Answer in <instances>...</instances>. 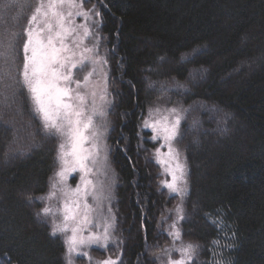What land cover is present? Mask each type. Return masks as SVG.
<instances>
[{
    "label": "trees",
    "instance_id": "obj_1",
    "mask_svg": "<svg viewBox=\"0 0 264 264\" xmlns=\"http://www.w3.org/2000/svg\"><path fill=\"white\" fill-rule=\"evenodd\" d=\"M14 2L0 0V38L22 31L37 0L5 7ZM94 3L112 52L122 264H159L169 241L158 226L170 201L158 193L151 135L141 131L162 99L188 110L179 140L190 182L182 233L200 246L197 264H264V0ZM56 160V139L20 89L0 108V264H66L65 243L42 214Z\"/></svg>",
    "mask_w": 264,
    "mask_h": 264
},
{
    "label": "snow or ice",
    "instance_id": "obj_2",
    "mask_svg": "<svg viewBox=\"0 0 264 264\" xmlns=\"http://www.w3.org/2000/svg\"><path fill=\"white\" fill-rule=\"evenodd\" d=\"M87 3L88 0H37L22 31L0 38V108H10L16 103L20 89L26 90L31 110L41 121L45 132L61 139L57 157L61 167L56 173L58 180L52 187L55 189L57 184L62 185L63 221L54 223L52 234L71 230V236L66 239L69 257L72 253L88 257V251L82 249L93 245L106 248L112 242L114 228L111 222L114 217L103 214L102 201L107 198L104 196L105 185L90 178L101 173L107 162L106 153L101 159L102 148L106 147L101 141L106 135L102 129H106L107 123L103 104L110 102L106 100V89L100 96L103 102L100 106L96 104V92L89 91L91 79L96 75V66L106 64L107 60L99 57L98 44L92 47L86 44V40L93 35L88 22L93 16L101 15L95 4L86 8ZM5 7L23 10L32 5L28 0H18ZM65 8L71 10L65 11ZM76 17L82 18L84 23L77 24ZM20 39H23L22 48L17 45ZM21 53L22 65L16 66ZM89 66L90 71L82 77L78 75ZM165 111L167 114L160 116L159 108L150 109V119L143 121V127L152 130L154 134L151 138L154 141L163 140L161 147H168L166 154H162L160 148L156 149L158 163L168 165L165 172L172 177L171 181L165 180L161 184L171 193L182 194L185 189L178 182L184 179L185 166L171 143L179 135L181 116L176 107ZM154 114L159 118L151 120ZM98 118L105 120L104 125L98 123ZM170 161H175L174 166ZM77 172L80 173V182L75 188L68 187L69 176ZM55 195V191L50 193V196ZM89 197L92 203H89ZM42 212L48 215L51 209L45 207ZM108 212L111 213V208ZM175 212L177 218L169 225L168 231L172 237V247L161 250L166 256L163 264H197L200 246L183 243L178 225L185 216L180 205H177ZM90 226L102 231H91ZM85 231L89 233L87 236L83 235ZM178 240L181 241L179 247L175 245ZM173 251L179 253L178 259L173 258ZM121 256H108L96 261V264H121ZM155 258L160 259V256ZM68 264H72L71 258Z\"/></svg>",
    "mask_w": 264,
    "mask_h": 264
},
{
    "label": "rangeland",
    "instance_id": "obj_3",
    "mask_svg": "<svg viewBox=\"0 0 264 264\" xmlns=\"http://www.w3.org/2000/svg\"><path fill=\"white\" fill-rule=\"evenodd\" d=\"M95 4L97 10L100 11V7L99 4L94 3V0H88V3L85 5L86 8H91L92 5ZM71 9L65 8V11H69ZM76 23L80 24V23H84L83 19L80 17H76ZM93 21H95V23H93ZM89 25L91 27L92 33L93 35L91 37H89L86 40V44L88 47H92L95 44H98V54L99 57L101 59H106L107 63L103 64V65H97L96 66V75H94L91 79L90 85H89V91H95L96 92V104L98 106H100L103 102L100 100V96L104 94L105 89L107 90V96H106V100L109 101L110 103L108 104H103L104 110L107 113V116L105 118L106 120V129H102L106 131V135L104 136V138L102 139L101 143L102 145H106V147L102 148L101 151V159L103 158L104 154H107V162L104 165V167L102 168V172L98 173L95 176L90 177L91 179H93L94 181H102L105 185V192H104V196L107 197L106 199H103L102 201V209H103V214L105 217H114V221H111L114 223V228L112 230V242L109 243V245L106 248H100L98 246H91L90 248H86V249H82L83 251H88L89 256L88 257H84L81 256L77 253H72L71 257H69L68 251H67V243H66V239L68 236H71V230L69 229V231H67L66 233H57L56 237H60L66 246V255H65V259H66V264H68V260L69 258H71L72 260V264H96V261L98 260H103L108 256H111L113 258H115L117 255L122 254L121 256V264L123 262V256H124V252H123V231L121 228V217H120V208L118 205V201H119V197H118V192H119V188L121 186V182H120V178L119 175L113 165L112 162V150H111V145H110V133L112 130V121H111V110L114 104V99H113V93H112V77H111V66H110V56L112 54L111 51H109V48L107 46V42L105 40V36L103 35V30H102V17L100 15V17H92V20H90ZM82 32V30H80ZM91 70V66H89L88 68H86L84 70V72L82 73H78V75H80L81 77L86 74L87 71ZM91 103V97H89V104ZM176 107L179 110V115L181 116V122L179 125V135L176 137V139L174 141H172V147L179 153V160L180 162L185 166L184 167V179L183 181H179L178 183L180 184V186L182 188L185 189V191L182 194H176V193H171L170 190L166 187H164L161 182L162 181H171L172 177L165 172V168L168 165H162L160 163H158L157 161V157H156V149L160 148V151L162 154H166L168 152V147L164 146L161 147V145L164 143L163 140H153L151 138V144H152V150H151V160L154 162V165L157 168V173H158V177H157V181L159 182L158 184V193L160 195H164L167 200L170 201L169 206L167 207V209L164 212V215L160 218L159 220V228L158 231L161 232L162 234H167L168 235V231H169V225L176 220L177 218V214L175 212V209L177 207V205H180L183 209V214L186 218V209H187V198L189 196V192H190V182H189V166L187 163V159L186 156L184 154V152L182 151L180 144H179V140H180V136H181V132H182V125L184 123V121L187 120V116H188V110H186L181 104L179 103H175V101H173V103L171 102H167L166 99H162L159 101H156L155 103H153L148 111H147V115L145 116V118L143 119H150L149 118V110L150 109H160V116L162 115H166L167 112L165 111L166 109H170ZM190 112V111H189ZM159 116L157 115H153L151 117V120H155L158 119ZM193 119V117H191ZM105 120H99L98 118V123L101 125H104ZM143 121L141 123V131H142V136L145 138V134L146 133H150L151 137L153 136V132L150 128H145L143 127ZM50 135V134H48ZM52 137H54L57 141V157H58V151H59V143L61 142V139L58 136L55 135H50ZM155 147H154V146ZM166 158V157H163ZM170 163L174 166L175 161H170ZM60 163L58 161V158L56 160V168L54 171V174L50 180V184H49V189L47 191V193L42 197V203H43V208L48 207L51 209V212L48 215H44L43 212V216L44 218L49 222L51 229H53L54 223L59 224L62 223L63 221V214H62V207H63V194L60 191V188L62 187V185L57 184V187L55 189H53L52 185L54 182H56L58 180V177L56 176V173L60 170ZM80 182V173H73L72 175L69 176L68 180H67V185L70 188H75L76 185ZM55 191L56 195L55 196H50V193ZM89 203H92V199L91 197H89ZM111 208V213L108 212V209ZM93 217H95V213H93ZM164 217H166L167 219H163ZM185 220V219H184ZM180 221L179 223V227L180 230L182 232V222L184 221ZM90 230L91 231H102V229H98L94 226H90ZM89 233L88 231H85L83 233V235L87 236ZM169 241L167 239L166 243H168V245L166 244L165 248H171L172 247V237L168 235ZM182 241L183 243H187V241H185L184 237H183V233H182ZM181 244V241L178 240L175 242V245L177 247H179ZM103 256H101V254H103ZM173 258H179V253L173 251L172 253ZM155 256H160L159 260V264H163V261L166 260V256L163 255V253H159L156 254ZM89 257H91V259H89Z\"/></svg>",
    "mask_w": 264,
    "mask_h": 264
}]
</instances>
